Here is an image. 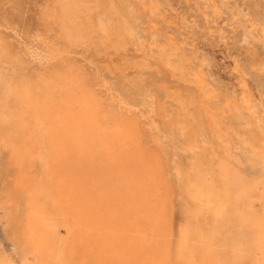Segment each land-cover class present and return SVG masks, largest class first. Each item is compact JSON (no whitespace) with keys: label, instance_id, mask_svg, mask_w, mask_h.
I'll return each instance as SVG.
<instances>
[{"label":"bare ground","instance_id":"1","mask_svg":"<svg viewBox=\"0 0 264 264\" xmlns=\"http://www.w3.org/2000/svg\"><path fill=\"white\" fill-rule=\"evenodd\" d=\"M88 1L96 7L102 6L110 14L109 22L99 31L80 17V12L88 6L87 0H49L39 26L34 33L25 35L28 43L22 54L28 63L38 60L41 69L35 77H29L23 68L19 69L21 56L14 55L0 37V61H4L1 64H7L13 71L8 81L0 86V169L5 162L7 172L1 203L15 222L11 236L21 249L19 255L13 251L10 257L1 258L0 264H264V216L254 207L252 189L240 183L230 164L232 160L229 162L225 150L217 146L207 148L200 155L193 152L190 167L181 174L184 196L189 204H186L185 220L182 219L174 242L170 210L173 209L170 207L173 190L170 191L161 150L144 141L137 117L116 112L114 103L117 99L109 81L101 74L99 78L80 66L66 63L73 48L87 46L98 32L102 44L106 42L113 46L126 42L124 40L136 32V12L132 14L121 0ZM158 3L157 0H141L142 6L156 19ZM254 21L255 24L257 21ZM167 22L172 24V20ZM1 23L0 30L5 27ZM5 25L12 26L9 21ZM16 26L10 29L16 31ZM54 27L58 28L56 35L50 32ZM172 35L157 52L168 63V70L175 72L176 68L171 65L176 62L174 56L181 44H176ZM155 46L153 43L152 47ZM195 58L197 60V56ZM233 63V66L229 65L232 66L230 76L225 74L234 81L236 94H227L223 98L222 112L214 104L216 84L212 86L213 80L210 81L205 66L200 64L181 70L188 73L208 126L221 145L226 136L224 130L229 126L225 125L224 115L234 116L245 110L255 119L260 107L252 80L243 72L242 65ZM53 65L58 68L49 70ZM178 124L186 126L181 119ZM249 131L258 144V152H264L261 137L251 127ZM190 142L191 150L199 147L196 138H191ZM257 187L264 196V185ZM0 210L3 212L4 209ZM62 227L66 234L62 233Z\"/></svg>","mask_w":264,"mask_h":264},{"label":"rangeland","instance_id":"2","mask_svg":"<svg viewBox=\"0 0 264 264\" xmlns=\"http://www.w3.org/2000/svg\"><path fill=\"white\" fill-rule=\"evenodd\" d=\"M121 1L124 7L127 8L130 12H132V14H134L135 12L137 13V14L136 13L134 14L136 15V19H137V26L135 28L136 32L132 36H130L128 39L124 40L126 42H122L123 44L120 43L119 45H115V46L110 45L109 43H106V42L102 44L103 42L98 32L95 34L96 37L95 36L93 37V42H91L87 46L78 47L76 49L73 48V50L70 52L71 54H69V57H71L69 59L70 61L68 60L66 61V63L70 62L72 64H75L76 66H80L87 73H92L95 76L98 75L99 78L102 75V77H104L107 81H109L112 87L114 86L113 92L116 95L115 99H117L116 102L114 103L116 112L118 114H122V115L125 114L126 116L133 117V118L137 117L140 121V125L144 133V141L148 145L159 147V149L161 150V153L164 158V162L166 164L167 176L169 175L167 178H168V183L171 188L170 191L172 192L173 190V193H171L172 200H171V205H170V207L173 209H170V210H172L171 223H172V228L174 232L173 233L174 242L176 243L177 241V234H178L177 230H179L181 223L185 220L186 204H189L188 199L185 198L184 196L185 192L183 189V185L181 184L182 179H183L182 175H184L185 171H187V169L190 167L193 152L200 155L203 153L204 150H206L207 148L211 146L212 147L217 146L225 150L224 155L226 156V159L229 162L232 160L230 164L233 170L235 171V174L237 178L239 179L240 183L243 185L245 184L244 186H248L252 189V197H253V203H254L255 209L257 210L258 214L264 216V196H262V193L260 192L261 190L257 187V185L259 184L264 185V161H263L264 152H258V144L254 142L252 133H250L249 131L251 127L253 131L255 130L254 132H257L256 134H258L264 142V137H263L264 136V121H262L264 120L263 119L264 118V107H262L264 106V67H263L264 66V37H263L264 36V32H263L264 31V27H263L264 26V0H227L226 1L227 3L225 2V0H204V1L203 0H196V1L195 0H190V1L189 0H167V1L157 0V3L159 2L158 3L159 16L157 19L154 16V14H151L149 9H145L142 6L141 0H139L140 2L138 0H128V1L121 0ZM87 2H88V6L87 8H85L84 10L80 12V17L83 20L87 21L88 23L93 24L94 30L99 31V28L101 26H104L109 22L108 18L110 14L108 13L107 10L102 8V6L96 7L94 3L89 4L88 0ZM194 2H197L196 6ZM154 4H156V1H154ZM48 5H49V0H0V21L2 22L1 24H3L6 27L0 30V37L3 38V40H5L9 49L14 55L21 56V58L19 57V60L22 63V65L19 62V69L20 67L23 68L22 71L26 73V75H29V77L31 76L35 77L37 73L41 71V69L37 64L38 60H36L35 62H32V64L31 62L28 63V61L25 59V57L22 54L24 47L27 46V43H28L25 35L26 33L27 34L34 33V30L39 26L41 14L44 11L45 7H47ZM245 7H247V9ZM92 9L93 11L90 12ZM96 10H98V12ZM166 10L169 12H167ZM214 11L216 12L217 16L214 14L215 13ZM97 13L100 15V17L99 15H96ZM170 14L173 16H171ZM177 14L179 16L178 17L179 19L176 18ZM242 18H245L244 19L245 21ZM102 19H106V20H102ZM175 19L179 21H176ZM182 19H183V22L181 21ZM184 20H186V22ZM214 20L215 21L217 20L215 24H214ZM254 20L257 22H255ZM6 21H9L12 26L17 24L16 31L10 29L12 26L7 27L5 25ZM167 21H170L172 24L168 23ZM253 21L255 22L256 25L252 23ZM176 24H178V26ZM184 24H187V25H184ZM258 24H260V26ZM156 25H159V26H156ZM245 25H247L248 27L246 28ZM154 26L156 29L154 28ZM179 26H181V28H179ZM152 27L154 29H152ZM185 27L187 28L185 29ZM208 28H210L211 30L210 29L208 30ZM256 28H257V31H254ZM57 30L58 28L54 27L50 29V32L53 35H56ZM245 30L248 31L247 34H246L247 31ZM163 31L168 32L170 36L171 34H173L172 36H174V38L176 39L175 43L178 44L179 46L181 44L180 46V49L182 48L181 51L179 49L176 52V55L174 56V58L176 59V62L171 65V67L173 66V69L176 68L175 72L174 70L173 71L168 70V66H167L168 63L164 60L162 54L160 52H157L160 50V46L168 41L169 35L166 36L167 33L165 32L164 34ZM209 31H211V34L209 33ZM146 34H148L150 37ZM18 35H20L23 40ZM152 36L154 37V39H151ZM248 36H250L252 39H250V37L248 38ZM258 36L262 38H259ZM247 40L249 42H247ZM149 41L151 42L150 44H149ZM184 41L186 45H184ZM144 42L148 44H145ZM153 43L156 44L155 46L156 48L152 47ZM146 45L149 49L146 48ZM193 48L195 49L193 50ZM127 50H130V51H127ZM186 51L189 53H187ZM226 53L228 56L226 55ZM142 54L144 55V57ZM187 54H188V58H187ZM201 54L202 55L205 54L203 58ZM248 54H250V56ZM81 55L83 57H80ZM136 56H137V59H136ZM149 56H151L152 58ZM182 56H185V59ZM196 56H197L198 62L195 58ZM141 60L143 63L140 62ZM147 61H148V64H147ZM233 61H236L240 66L242 65L241 68L243 69V72H245V74L252 80L254 87L256 88L255 89L256 95H257L256 99L258 97L257 100H258L260 107L258 108L259 109L258 115L255 119L249 114H246L245 110L239 111V113L234 116L224 115L225 125H229V126H226V130H224L226 133V136L223 137L224 144L221 145L219 141H217V139L213 135V132L210 130L208 126L207 119H205L206 118L205 111L202 110V107H201L202 105L196 99V89L193 83L189 80L188 73L184 74V72L182 73L181 70L188 69V68L191 69L192 66L198 67L200 66V64L203 65V67L205 66L204 67V69L206 68L205 72L209 73V75L211 76V77L208 76L210 78V81L212 80L214 81V82L212 81V83H214L212 84V86L216 84L214 88L217 92V97L214 100L216 102L214 104L219 110H221L223 98L227 96V94L228 95L236 94V90H235L236 88H235L234 81L229 78L231 70H232V66L234 64ZM1 63H4V61H0V86H2L5 81H8V79L11 77L10 73L13 72L9 70L7 64H1ZM230 63L232 64V66H229L231 65ZM56 67L57 66L53 65L49 68V70H53L54 68L57 69L58 67L57 68ZM257 67H258V71H257ZM6 69H8L9 71ZM262 69L263 71H261ZM225 73L228 74L229 76L226 75ZM160 74L161 75L166 74V75L161 77ZM226 77L231 81H229ZM156 79L158 80L156 81ZM219 89H220V92H218ZM177 92L181 95V97ZM231 92L232 94H230ZM184 101H185V104H184ZM122 102H126L127 104L125 105L129 104L128 107L121 104ZM139 109L141 110V112ZM185 111L186 112L188 111V112L185 113ZM187 114H189L190 116ZM245 115L247 116L246 119H248L249 121L245 119L246 117ZM178 119H181L182 121H184L186 126L184 127L179 126ZM245 121H247V123ZM258 124L260 125V127H258ZM239 127H241V129ZM230 128H232L234 131ZM158 133L160 134V136ZM191 138H196L199 147L197 148L193 147V149L191 150V142H190ZM228 138L229 139L231 138L232 140L231 139L230 140L232 142ZM180 144H182L183 146ZM189 150L191 151V153ZM251 158L253 160L250 161ZM252 161H255V162L252 163ZM6 174H7L6 163L2 162V167L0 169V209L2 210L4 209V210L3 212H1L0 210V222H1L0 223V259L3 257H6V258L10 257L13 251L17 255H19L21 252V249L17 247L13 236H11V231H12V228L15 222L12 220V217L7 214V210L2 206V203H1L2 191L7 181ZM65 230L66 229L64 227L61 228L62 233L64 232L63 234L67 233Z\"/></svg>","mask_w":264,"mask_h":264}]
</instances>
